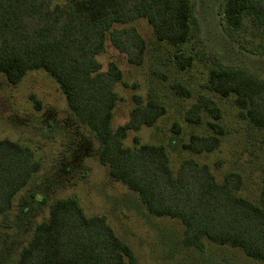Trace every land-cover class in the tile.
Masks as SVG:
<instances>
[{
	"label": "trees",
	"instance_id": "1",
	"mask_svg": "<svg viewBox=\"0 0 264 264\" xmlns=\"http://www.w3.org/2000/svg\"><path fill=\"white\" fill-rule=\"evenodd\" d=\"M223 10L229 36L249 28L264 32V0H225ZM139 18L148 20L158 40L177 48L181 69L193 65L196 55L184 48L201 31L192 0H0V72L12 85L34 69L53 76L77 120L100 141L99 158L111 176L135 191L150 213L180 219L185 245L203 249L208 240L264 262V187L258 204L238 194L244 185L240 172L229 171L219 181L209 164L194 158L175 169L165 144L135 137L133 146L126 145L130 130L155 126L167 113L155 95L135 94L129 121L113 127L116 85L124 72L114 61L105 70L98 55L109 38L131 64L142 65L146 39L136 26H116ZM208 87L222 97L234 96L240 115L264 129V77L215 62ZM173 88L181 96L192 94L180 82ZM202 112L213 119L212 133L192 134L183 144L197 154L215 151L227 133L215 99L200 94L186 120L200 124ZM173 130L181 132L179 123ZM41 166L31 147L0 138V215L12 209ZM16 264H138V258L106 215L88 216L77 198L67 197L50 204L49 216L35 226Z\"/></svg>",
	"mask_w": 264,
	"mask_h": 264
},
{
	"label": "rangeland",
	"instance_id": "2",
	"mask_svg": "<svg viewBox=\"0 0 264 264\" xmlns=\"http://www.w3.org/2000/svg\"><path fill=\"white\" fill-rule=\"evenodd\" d=\"M224 1L192 0L201 31L184 47L196 55L186 69L177 64V48L158 40L146 18L116 25L136 26L146 39L142 65L131 64L109 38L98 59L105 70L114 61L124 72L123 81L116 85L119 99L112 119L114 128L129 121L135 94L146 99L155 95L167 107L155 126L130 130L126 145L133 146L135 137L143 143L165 144L175 169L184 159L194 158L209 164L219 181L229 171L240 172L244 185L238 194L260 204L264 129L240 115L234 96L222 97L211 90L208 73L213 63L220 62L264 77V32L254 34L249 28L229 36L223 28ZM176 82L188 87L191 96L177 94L173 88ZM200 94L218 102L223 110L220 122L227 133L215 151L197 154L183 144L192 134L212 133L208 122L213 119L207 112H202L200 124L185 117ZM174 123L181 126L180 133L173 130ZM0 138L31 147L42 165L18 193L12 209L0 215V264H16L35 226L49 216L50 204L67 197L77 198L88 216L106 215L116 233L135 251L138 264H264L238 247L208 240L203 249L185 245L180 219L150 213L135 191L111 176L99 158L100 141L77 120L60 84L44 69L30 70L18 85H12L0 72Z\"/></svg>",
	"mask_w": 264,
	"mask_h": 264
}]
</instances>
